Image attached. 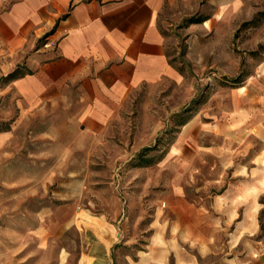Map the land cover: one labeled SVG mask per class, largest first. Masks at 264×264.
<instances>
[{
  "label": "rangeland",
  "instance_id": "rangeland-1",
  "mask_svg": "<svg viewBox=\"0 0 264 264\" xmlns=\"http://www.w3.org/2000/svg\"><path fill=\"white\" fill-rule=\"evenodd\" d=\"M204 3L166 26L177 74L130 91L107 121L79 120L69 91L23 117L15 100L6 106L15 92L0 79V264H81L105 226L117 239L113 264L233 255L231 226L198 210L229 203L220 171L233 161V115L253 118L255 132L264 121V0ZM254 213L248 242L263 257L264 192Z\"/></svg>",
  "mask_w": 264,
  "mask_h": 264
},
{
  "label": "crops",
  "instance_id": "crops-1",
  "mask_svg": "<svg viewBox=\"0 0 264 264\" xmlns=\"http://www.w3.org/2000/svg\"><path fill=\"white\" fill-rule=\"evenodd\" d=\"M204 5V0H0V79H9L6 92H15V99L6 94L3 101L7 106L15 100L28 118L29 107L60 106L69 91L79 97V120L107 121L130 91L177 74L166 26ZM47 38L54 44L40 47ZM230 127L233 161L220 171L229 203L198 214H213L219 229L222 222L231 226L234 253L225 264H264V256H253L250 242L258 230L255 200L264 192V121L255 132L254 119L237 111ZM105 228L101 235L94 231L96 240L81 264H113L117 239L112 227Z\"/></svg>",
  "mask_w": 264,
  "mask_h": 264
}]
</instances>
